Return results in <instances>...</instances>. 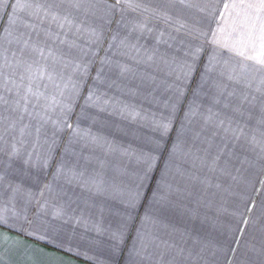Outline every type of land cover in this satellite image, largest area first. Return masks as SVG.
Instances as JSON below:
<instances>
[{
  "label": "snow or ice",
  "instance_id": "obj_1",
  "mask_svg": "<svg viewBox=\"0 0 264 264\" xmlns=\"http://www.w3.org/2000/svg\"><path fill=\"white\" fill-rule=\"evenodd\" d=\"M177 5L200 15L189 20L174 14ZM13 9L0 18V227L9 220L39 221L44 234L38 239H56L69 222L87 226L90 220L89 230L107 235L113 264L121 256L126 264H212L210 242L192 232L170 244L138 227L140 246L126 251L124 245L143 181L166 146L173 180L166 191L152 192L161 207L190 197L193 183L227 191L214 181L235 179L237 165L264 168V0H15ZM213 23L214 29L205 30ZM146 35L155 40L151 48L139 43ZM131 62L154 72L137 73ZM197 72V86L184 104ZM130 74L139 76L140 86L163 89L175 99L164 101L167 114L159 116L127 105L120 109L133 120H150L157 133L149 151L135 154L140 184L125 190L105 177L107 162L95 150L116 149L91 125L113 103L102 89L119 88ZM181 107L178 136L169 142ZM105 197L124 205L115 227L103 224ZM81 203L97 216L76 215ZM200 207L212 210L214 203L198 200L189 215L199 218ZM260 233L251 255L238 264H264V226ZM6 239L16 238L0 232V246Z\"/></svg>",
  "mask_w": 264,
  "mask_h": 264
},
{
  "label": "crops",
  "instance_id": "obj_2",
  "mask_svg": "<svg viewBox=\"0 0 264 264\" xmlns=\"http://www.w3.org/2000/svg\"><path fill=\"white\" fill-rule=\"evenodd\" d=\"M145 2L154 4L155 0H145ZM14 4L15 0H0V18L6 19L8 15L14 14ZM172 11L174 14L180 13L189 20L200 15L194 10H183L179 5ZM157 27L163 28V25H157ZM204 27L205 30L209 27L214 29L216 25L214 23L205 24ZM139 43L151 48L155 44V40L152 36L146 35ZM159 50L164 52L167 49L165 45L161 44ZM210 53V46H206L205 54ZM124 61L130 62L127 57L124 58ZM131 63L137 73L154 72V69H148L146 65L137 67L134 62ZM197 80L198 72L192 78L187 89V95L183 100L184 104L188 103L192 90L197 86ZM118 83L120 84L119 88L102 89L107 93V96L113 98L109 110L99 114V121L95 125H91L89 122L82 126L89 127L91 125L94 133L116 149L108 153L105 150L107 145H105L104 148H97L95 155L99 160L107 162L104 169L105 177L109 181L115 179L122 188L127 190L135 189L140 184L143 171L136 160H129L128 154H125L128 146L127 140H125V136L127 138L126 127L127 129L128 127L133 128L132 135L136 137L144 135L139 132L142 127L139 122L145 120L139 118L133 120L128 117L127 113L122 114L120 109L127 105L129 110L139 111L141 114L155 113L157 116L162 113L167 114L164 101L169 100L172 93L164 92L163 89L153 92L151 88L140 86L138 75L130 74ZM174 99L172 97L170 102H174ZM182 115L183 107L180 108L175 125L169 133V142L178 136ZM127 122H134V125H129ZM156 135L155 131L151 134L152 138ZM150 147L151 145L146 146L147 151ZM141 151H144V148ZM141 151L139 149L136 153ZM159 155L160 158L155 169L150 177L143 181L142 197L135 210V219L125 241V250L127 251L133 245L140 246V242L136 240V230L138 227H142L144 233L156 237L158 240H166L170 244L180 242L182 235L188 232L199 235L205 241L210 242L212 246L214 252L212 264H238V258L244 259L250 256L249 249L261 238L260 228L264 226V168L237 165L240 170L232 172L235 179L222 177L220 180L214 181V183H222L223 188L227 191L206 190L202 185L193 183L190 186L192 193L190 197L174 198L171 205L161 207L159 203L153 201L152 192L157 187H163L166 191L167 184L172 182L173 176L167 173V146ZM196 174L202 175L199 171ZM83 198L87 199L88 194L85 193ZM198 200H211L214 207L212 210L200 207V217L194 218L189 215L188 209H195ZM102 201L105 205L103 224L105 227H115L121 220L120 213L123 212L124 205L119 198L105 197L102 198ZM73 207L76 206L73 205ZM81 212L86 219L97 216L94 210L86 209L82 203L76 215H80ZM69 215L72 213L70 212ZM205 215L208 219H205ZM142 217L145 218L143 222L141 221ZM245 221L248 223L245 224ZM90 228V220L87 226L84 223L77 224L73 220L64 226L58 238L53 239V235H49L47 239L41 240L38 237L44 233L39 221L29 225L23 219L9 220L8 224L0 227V232L16 239H6L0 246V264H41V262L44 264H113L107 248V235L98 236L95 231L89 230ZM33 230H36V236H29L28 233ZM89 240L98 242L89 244ZM119 259L120 264H126V256H121Z\"/></svg>",
  "mask_w": 264,
  "mask_h": 264
},
{
  "label": "rangeland",
  "instance_id": "obj_3",
  "mask_svg": "<svg viewBox=\"0 0 264 264\" xmlns=\"http://www.w3.org/2000/svg\"><path fill=\"white\" fill-rule=\"evenodd\" d=\"M139 123L142 126L139 132L144 135H140L136 137L132 135L134 133V129L130 127H128L127 129L126 127L127 138L125 136V140H127V145H128L127 146L128 156H129V160H133V161L136 160L135 154L139 149L141 151L144 148V152H147L146 146H150L149 141L152 139L151 134L154 131L151 121L145 120ZM127 124L134 125V122H127ZM124 131L125 130L123 127V134Z\"/></svg>",
  "mask_w": 264,
  "mask_h": 264
}]
</instances>
